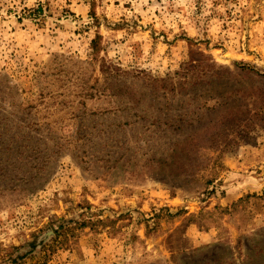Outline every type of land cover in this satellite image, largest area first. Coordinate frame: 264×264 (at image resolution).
I'll return each mask as SVG.
<instances>
[{
  "label": "rangeland",
  "instance_id": "rangeland-1",
  "mask_svg": "<svg viewBox=\"0 0 264 264\" xmlns=\"http://www.w3.org/2000/svg\"><path fill=\"white\" fill-rule=\"evenodd\" d=\"M247 69L264 0H0V264H264Z\"/></svg>",
  "mask_w": 264,
  "mask_h": 264
},
{
  "label": "trees",
  "instance_id": "trees-1",
  "mask_svg": "<svg viewBox=\"0 0 264 264\" xmlns=\"http://www.w3.org/2000/svg\"><path fill=\"white\" fill-rule=\"evenodd\" d=\"M93 43H94V41H93ZM93 49H95V46L93 45ZM243 71H245L246 69L244 68V69H242ZM247 71L248 72H250V73H253V74H255V75H257V76H263L264 74H260L259 72H255V70L254 69H247ZM216 74H219V75H217V76H215V77H217V78H223V77H225L226 75H227V77H229V76H231L227 71L225 72V73H223L222 75H221V73H216ZM211 78H213V76H210ZM230 96H232V94L230 95H228V94H226L224 97H225V99H229L230 98ZM262 99H263V105H264V91H263V95H262ZM221 100H223V99H221L220 98V95L218 94L217 95V98H216V104L217 105H220V106H223V104L224 105H226L227 104V102L226 101H224V102H221ZM235 107H229V108H227L226 109V111L225 112H221V115H223V117L221 118V119H223V120H228V117H229V115H232L233 113H234V109ZM217 109H218V106H217ZM239 121V120H238ZM228 123H224L223 124V126H222V128L220 127V126H218V125H215V129H217V130H219L217 133L215 132H210V137H214V136H216V135H218V133H220L221 131H223L224 129V127L227 125ZM209 130H211V129H209ZM205 139H207V137H205ZM212 140V139H211ZM177 144L179 145L180 143H178L177 142ZM173 152L175 153V152H177L176 151V145H174V149H173ZM173 153V154H174ZM178 153V152H177ZM177 153L175 154V156H177Z\"/></svg>",
  "mask_w": 264,
  "mask_h": 264
}]
</instances>
